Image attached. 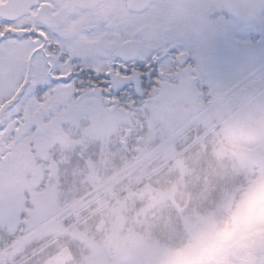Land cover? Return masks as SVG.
<instances>
[{
	"label": "rangeland",
	"instance_id": "1",
	"mask_svg": "<svg viewBox=\"0 0 264 264\" xmlns=\"http://www.w3.org/2000/svg\"><path fill=\"white\" fill-rule=\"evenodd\" d=\"M260 103L261 109L248 110L251 119L245 126L253 134L232 131L224 156L205 158L198 150H189L188 143L181 152L169 154L177 159L167 166L170 158L160 164L166 153L162 141L148 147L146 138L134 159L123 157L120 169L105 177L113 166L106 149L115 122L99 110L98 102L93 101L82 114L48 119L52 126L40 136L34 128L19 136L9 124L0 131L4 190L0 203L7 198L21 201L22 192L29 188L39 206L32 221L37 232L14 246L21 249L33 237L43 242L55 234L32 253L38 256L55 248L43 264H167L168 251L183 242L195 220L214 211L228 193L252 177L264 175V164L255 170L240 154L242 147L264 144V128L257 119L264 113V101ZM156 115L160 117V112ZM22 122L29 127L28 118ZM120 145L121 153L127 143L123 140ZM15 220L0 211V234L14 228V224L6 225ZM257 235H264V230L250 231L232 243L216 264H264V254L247 249V241ZM4 261L1 258L0 264ZM39 262L33 259L31 264Z\"/></svg>",
	"mask_w": 264,
	"mask_h": 264
},
{
	"label": "snow or ice",
	"instance_id": "2",
	"mask_svg": "<svg viewBox=\"0 0 264 264\" xmlns=\"http://www.w3.org/2000/svg\"><path fill=\"white\" fill-rule=\"evenodd\" d=\"M252 21L264 26V0H0V131L82 114L94 98L135 104L193 68L202 87L232 78L241 69L222 75L205 49ZM243 68L264 76V56Z\"/></svg>",
	"mask_w": 264,
	"mask_h": 264
},
{
	"label": "flooded vegetation",
	"instance_id": "3",
	"mask_svg": "<svg viewBox=\"0 0 264 264\" xmlns=\"http://www.w3.org/2000/svg\"><path fill=\"white\" fill-rule=\"evenodd\" d=\"M251 46L254 47L252 51L249 50ZM192 47L195 54L196 47L194 44ZM205 51L222 75L241 69L239 74L232 78H213L207 81V87H202L200 73L193 68L174 81H162L158 88L135 104L131 99L120 102L112 98L109 102L108 97L94 98L93 101L99 103V110L112 116L111 120L115 122L108 140L116 145L117 151L121 138L130 143L136 140V145L132 147L135 156L139 153L140 144L147 138L150 139L148 147L160 140L166 148L160 164L166 161L165 158L171 157L169 154L181 152L188 143L189 150H198L205 158H215L219 153L224 156L229 150L227 140L232 131L241 136L253 134V130L245 124L251 119L248 116L249 109H261L260 102L264 101V76L249 79L244 75L247 68L243 66L248 63L250 67L252 61L264 56V26L258 21H252L235 29H221L209 38ZM157 111L160 117L156 115ZM257 119L259 122L264 119V113L259 114ZM152 121L156 123L155 127ZM47 123L50 128V120ZM121 124L126 126L121 127ZM153 133L157 136L152 139L147 137ZM58 135L68 136L65 133ZM259 144L248 148H255ZM127 151L131 153L130 148ZM176 159L177 156L170 158L167 166L175 163ZM6 193L9 195V192ZM34 195L36 193L28 195L26 192L21 194V201L7 198L0 203L1 213L6 214L8 219H16L14 223L8 224L17 227V233H14L19 234L16 241L22 238L24 229H30L32 221L36 220L39 206ZM36 232L34 229L33 236ZM6 250H9L8 246ZM22 251L19 250L15 255L12 251L5 253L17 261L24 257ZM18 253L22 255L18 256Z\"/></svg>",
	"mask_w": 264,
	"mask_h": 264
},
{
	"label": "clouds",
	"instance_id": "4",
	"mask_svg": "<svg viewBox=\"0 0 264 264\" xmlns=\"http://www.w3.org/2000/svg\"><path fill=\"white\" fill-rule=\"evenodd\" d=\"M253 230H264V175L252 177L195 220L165 259L167 264H216L223 250Z\"/></svg>",
	"mask_w": 264,
	"mask_h": 264
},
{
	"label": "water",
	"instance_id": "5",
	"mask_svg": "<svg viewBox=\"0 0 264 264\" xmlns=\"http://www.w3.org/2000/svg\"><path fill=\"white\" fill-rule=\"evenodd\" d=\"M40 129L38 130L39 132H44L46 130L45 127H43V122H41V124L39 125ZM26 131V128L21 125L19 128V131L16 130V132L18 134H22ZM261 147H257L255 150L253 151H249L247 149L243 150V156L250 162L254 163L255 165H258V163L261 161ZM255 244V245H254ZM252 247H249V249H252L254 251V253L258 254V253H262L264 252V242L263 243H254Z\"/></svg>",
	"mask_w": 264,
	"mask_h": 264
},
{
	"label": "trees",
	"instance_id": "6",
	"mask_svg": "<svg viewBox=\"0 0 264 264\" xmlns=\"http://www.w3.org/2000/svg\"><path fill=\"white\" fill-rule=\"evenodd\" d=\"M55 252H56L55 248H52L51 250L44 251L43 253L39 254V255L36 257L37 259H40L39 264H43L44 260H45L48 256L52 255V254L55 253Z\"/></svg>",
	"mask_w": 264,
	"mask_h": 264
},
{
	"label": "bare ground",
	"instance_id": "7",
	"mask_svg": "<svg viewBox=\"0 0 264 264\" xmlns=\"http://www.w3.org/2000/svg\"><path fill=\"white\" fill-rule=\"evenodd\" d=\"M189 124H191V123L189 122Z\"/></svg>",
	"mask_w": 264,
	"mask_h": 264
}]
</instances>
